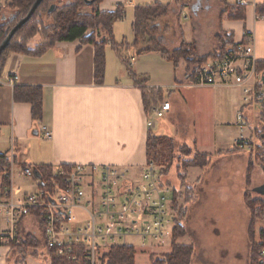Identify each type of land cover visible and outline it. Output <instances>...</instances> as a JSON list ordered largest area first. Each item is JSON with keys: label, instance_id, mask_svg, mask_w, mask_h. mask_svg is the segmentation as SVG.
Masks as SVG:
<instances>
[{"label": "crops", "instance_id": "obj_1", "mask_svg": "<svg viewBox=\"0 0 264 264\" xmlns=\"http://www.w3.org/2000/svg\"><path fill=\"white\" fill-rule=\"evenodd\" d=\"M225 1L229 5H244L245 19L236 21L224 17L218 33L230 34L233 46L246 42L247 37H250L254 58L257 63L264 62V19L258 18L255 13L256 6L264 4V0ZM119 7L122 10L130 7L134 14L138 6L133 0H102L95 11L113 13ZM88 11L85 9L83 12ZM7 16L4 8L0 9V20ZM91 34L88 31L85 36ZM99 34L101 37L102 33ZM94 35L97 42L103 41L98 37V32ZM183 38L187 44L195 45L197 42L194 35L188 39L183 35ZM132 44H117L118 53L110 45L105 47V75L100 86L94 81L95 48L79 40L57 43L54 48L39 56L17 52L8 55L0 77V155L8 159L10 166L7 173L3 174L8 179L7 186H4L3 167L0 165V204L3 203L1 193L4 188L11 190L15 204L40 192L38 181L32 177L30 182L28 177L21 175L24 168L33 171L35 167L53 170L56 167L76 165L119 167L128 169V178L137 182L147 164L146 143L150 132L146 127L147 115L142 102L144 89L161 91L164 102H167L165 97L169 98L176 93L185 98L193 88L209 90L210 100L196 101L195 109L207 111L208 107H212L213 117L209 116L212 120L207 126L201 121L204 118L200 120L198 117L200 121L196 125L192 146L198 152L212 157L230 153L233 141L239 135L235 115L241 107L240 90L236 87L191 86L186 75L178 77L173 64L164 60L158 49L135 55ZM219 49V44L213 50L196 44L194 52L204 56L218 53ZM123 60H126L135 76L146 78L147 81L134 83ZM13 77L16 80L10 83L9 79ZM15 88L41 90L42 118L39 124L33 123L30 104L14 101ZM228 89L237 93L236 101L232 100L231 108L228 109L234 119L222 124V109H219L226 100L224 92ZM185 100L188 101V98ZM207 113L211 115L210 111ZM213 121L217 126H213ZM222 126H227L230 131L226 132ZM35 127L37 136L33 133ZM43 127L50 132L49 139L43 138ZM16 178L24 185H15ZM93 194L94 190H86L87 199ZM74 213L76 222H85L90 217L89 209L77 208ZM6 228L0 219V264H51L44 253L46 237L36 214L25 217L20 232L33 236L41 244L37 258L28 253L21 263L10 247L1 242V235ZM125 241L120 245L130 246ZM109 249L106 248L103 255Z\"/></svg>", "mask_w": 264, "mask_h": 264}, {"label": "rangeland", "instance_id": "obj_2", "mask_svg": "<svg viewBox=\"0 0 264 264\" xmlns=\"http://www.w3.org/2000/svg\"><path fill=\"white\" fill-rule=\"evenodd\" d=\"M133 1L138 7H142L154 4L172 6L174 0ZM181 1L186 3V7L180 10L178 6H174L168 17L163 18L156 25L157 32H154V36L158 33L162 48L166 51L179 48L184 40L183 36H180V32L186 39L194 35L196 44H199L201 48L213 50L218 47L216 36L219 34L220 13L223 8L220 1ZM122 11L123 18L113 25V39L116 44L123 42L131 44L134 40L132 33L133 9L127 7ZM178 13H180L179 17ZM183 23H185L184 26ZM98 37H100L99 32ZM106 39V35L102 33L100 40L106 41ZM43 42L44 38L38 35L29 40L27 45L30 49H34ZM197 56L200 55L197 54ZM196 66L193 63L179 62L178 77L182 78V76L190 74ZM262 89L264 91V86ZM209 93V90L193 88L185 95L187 96L185 98L179 93L169 98L165 97V101L171 104V110L163 118L154 120L155 128L152 133L155 136L172 138L177 148L168 169L166 164L154 163L156 169L161 172L162 181L172 190L179 191L180 189L176 175L178 163L182 164L187 159L192 161L196 154H204L198 152L192 143L196 134V125L201 117L204 118L201 120L204 122V126L209 125L212 120L209 119V116L213 117V109L208 107L207 111L198 110L195 109L197 107L195 103L196 101L207 102L210 100ZM224 93L226 100L222 102L219 109H222L220 111L223 116L222 124L233 121L234 116L228 109L231 108V101L235 102L237 99V93L232 89H228ZM186 98L188 101L185 100ZM208 111L211 112V115L207 113ZM246 114L249 115L248 112ZM213 124V126H217L214 121ZM251 124L257 128L252 133L261 142L260 146H263L264 122L260 123L258 119H252ZM222 128L226 129V132L230 131L227 126H222ZM184 145L191 147L188 156L177 152L178 149L181 151ZM260 146H258L256 156H251L247 151H238L234 146V151H230L228 155L213 157L208 155V158H202L199 155L198 163H206V166L202 169L198 166L186 169L187 184L193 188V194L189 203L183 202V199L177 202L178 207H183L186 210L182 223L185 228V236L178 239L177 243L193 246L194 253L190 264H250V248L253 245H260L264 241V198L252 191L264 184V162L258 158L264 150L260 149ZM28 179L32 182V177H28ZM15 185L24 184L16 178ZM181 193L184 194V191L181 190ZM171 196L172 194H166L169 201ZM246 204L252 208L253 214H250ZM171 214L174 217L172 223L167 226L166 234L160 240H154L153 237L142 239L130 236L126 238L125 242L135 249L134 264H151L150 256L161 258L166 253H170V234L172 235L175 227L174 220L177 219L172 205ZM116 245H120V243ZM105 250L97 248L95 256L103 255ZM31 252L33 249L28 250V253ZM37 252H41V249Z\"/></svg>", "mask_w": 264, "mask_h": 264}, {"label": "built area", "instance_id": "obj_3", "mask_svg": "<svg viewBox=\"0 0 264 264\" xmlns=\"http://www.w3.org/2000/svg\"><path fill=\"white\" fill-rule=\"evenodd\" d=\"M10 3L11 0H0V9ZM256 67L253 44L250 37H247L246 42L235 44L220 60L195 67L189 80L191 86L236 87L240 90L241 107L235 115L239 135L233 141V146L238 151H247L251 156L257 155L261 143L252 133L257 128H254L251 121L258 119L260 123L264 122V91L263 85L259 86L262 75L258 74ZM15 80L16 77H13L9 82ZM169 111L168 102L154 105L151 115L147 117L148 131L155 128L154 120L163 118ZM41 130L43 138L51 137L46 128ZM258 158L264 162V152ZM52 174L64 181L63 189L50 197L54 204L47 201L42 191L15 204L11 190L3 189L0 219L7 227L1 235L3 245H19L20 221L36 212L48 248L74 263L80 261L78 255L81 253L84 264H100L102 255L95 256L97 248L118 246L117 243L121 244L130 236L142 239L153 237L158 241L165 236L167 226L174 218L171 214V200L166 197L173 190L162 181L161 172L152 163L144 166L137 182L130 181L128 169L110 166L56 167ZM21 175L33 177V171L24 168ZM87 189L95 191L88 199ZM77 208L89 209L90 217L87 221L76 222L74 211ZM258 264H264V248L259 250Z\"/></svg>", "mask_w": 264, "mask_h": 264}, {"label": "trees", "instance_id": "obj_4", "mask_svg": "<svg viewBox=\"0 0 264 264\" xmlns=\"http://www.w3.org/2000/svg\"><path fill=\"white\" fill-rule=\"evenodd\" d=\"M35 0H11L9 6L4 8L8 14L7 18L0 20V44L7 37L11 29L22 20ZM102 0H96L91 6H86L84 0H44L41 5L36 9L30 20L20 28L11 39L9 46L2 52L0 56V77L3 71L4 65L8 55L12 52H17L26 55L39 56L45 51L55 47L57 43H69L76 40L81 41L84 44L93 45L95 48L94 55V81L96 85L100 86L103 83L105 75V47L110 45L115 52L118 53V46L113 39V25L123 18V11L121 7L113 13H98L95 11L96 6ZM223 8L220 13V22L224 17L229 20L242 21L245 19V6L240 4L229 5L225 0H219ZM54 6L53 11L49 12L50 7ZM173 6V7H172ZM167 6H161L154 4L152 6L136 7L133 14L132 33L134 41L131 46L135 51V55L158 49L164 60L171 62L177 72L178 64L181 61L187 63H193L200 66L210 61L220 60L223 55L234 48L232 36L220 32L216 36V40L220 45L218 53H212L204 56H197L195 54L194 44H187L182 40L179 48L172 51H166L162 48L160 43V37L154 32L156 31L157 24L161 22L163 18L168 17L174 6H178L180 10L186 7V3H182L181 0H174L173 4ZM85 9L91 10L89 13H84ZM255 13L258 18L264 19V4L258 5L255 8ZM180 13H178V17ZM88 31L92 34L85 36ZM101 32L106 35V41L97 42L95 33ZM41 35L44 38V42L34 49H30L27 42L35 36ZM154 36V37H153ZM180 36H183L180 32ZM126 43L123 42L122 45ZM123 63L127 69V72L134 83H144L146 78H140L135 76L126 60ZM196 66V67H197ZM195 69V68H194ZM186 75L187 80H190L191 74ZM256 70L258 74L264 73V62L257 63ZM261 87L262 84L260 83ZM142 102L147 117L151 115V109L158 102H163V96L161 91L147 90L142 91ZM14 101L23 102L31 105L32 120L35 125L39 124L42 118V93L39 88H15L13 93ZM172 138L166 136H155L151 131L147 136L146 143V160L147 163L152 164H166L167 169L171 166L174 159V153L176 146L174 145ZM260 149L264 150V145L260 146ZM191 147L184 145L181 151L177 152L183 154V156L190 155ZM232 152L234 149L231 150ZM202 158L209 156L206 154H199ZM190 161L186 160L182 164L178 163L177 167V180L179 182V191L173 190L171 196V205L174 212L177 214V219L174 220L175 227L173 228L171 235V250L169 254L163 255L161 258L149 257L151 264H190L194 248L192 245L185 246L177 243V240L185 236V228L182 223L185 219L186 210L183 207H178V201L183 199V202L189 203L192 199L193 188L187 184V172L186 169L192 166H198L200 169L206 166V163L199 164L198 156ZM0 165L2 170V183L7 186V180L4 173L9 170L10 163L4 155H0ZM251 167V165H249ZM62 168L68 169L69 166H63ZM42 178L43 185L40 184V191L44 192L46 196L52 197L57 192L61 191L64 187V181L60 177L52 174V170L47 167H35ZM199 169V170H200ZM249 169V168H248ZM6 171V172H5ZM184 191V194L181 193ZM250 214L254 211L247 205ZM36 214V212H32ZM31 213V214H32ZM25 217L20 221L18 225V238L20 240L19 245H12L10 247L13 254L19 258L21 263L24 262L25 257L28 254V250L33 249L31 256L36 257L40 252L37 247H41L38 240L31 235H23L20 230ZM253 220L251 215V221ZM261 248H264V241L260 245H253L250 248V264H258V253ZM44 253L50 260L51 264H84L83 254L78 256L81 258L79 262L74 263L68 260L66 257L58 256L55 250L48 248L46 242L44 247ZM135 251L131 246L118 245L111 247L106 254L100 258V264H134Z\"/></svg>", "mask_w": 264, "mask_h": 264}, {"label": "water", "instance_id": "obj_5", "mask_svg": "<svg viewBox=\"0 0 264 264\" xmlns=\"http://www.w3.org/2000/svg\"><path fill=\"white\" fill-rule=\"evenodd\" d=\"M43 1L44 0H35L27 15L11 29L7 37L0 44V56L2 52L9 46V43L13 38L14 34L30 20L36 9L41 5ZM95 1L96 0H84L85 5L88 7L91 6ZM53 9L54 6H51L49 12L53 11ZM261 84L264 86V73L261 76ZM33 133L36 136L38 135L36 127L34 128ZM33 178L38 181L41 185H43L41 175L36 169H33ZM252 191L264 198V184L257 188H254ZM46 199L49 203L54 204V200L51 199L49 196H46ZM58 213L60 214V212Z\"/></svg>", "mask_w": 264, "mask_h": 264}]
</instances>
